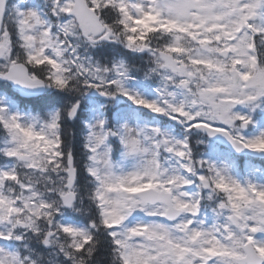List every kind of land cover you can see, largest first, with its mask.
<instances>
[{
  "label": "snow or ice",
  "instance_id": "snow-or-ice-1",
  "mask_svg": "<svg viewBox=\"0 0 264 264\" xmlns=\"http://www.w3.org/2000/svg\"><path fill=\"white\" fill-rule=\"evenodd\" d=\"M0 264H264V0H0Z\"/></svg>",
  "mask_w": 264,
  "mask_h": 264
}]
</instances>
